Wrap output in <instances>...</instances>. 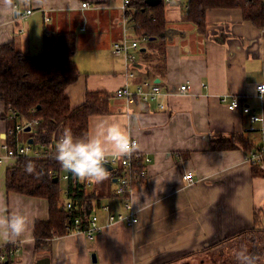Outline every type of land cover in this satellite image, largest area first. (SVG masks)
Masks as SVG:
<instances>
[{
    "label": "crops",
    "instance_id": "crops-1",
    "mask_svg": "<svg viewBox=\"0 0 264 264\" xmlns=\"http://www.w3.org/2000/svg\"><path fill=\"white\" fill-rule=\"evenodd\" d=\"M83 1L88 6H82ZM187 1L165 3L163 40L139 45L132 64L112 47L125 34L135 37L132 13L121 8V0H31L18 4L15 14L0 16V43L13 41L31 55L42 52L48 33L74 32L72 58L79 74L65 87L70 105L81 104L88 91L109 95V110L89 116L84 136L99 122L118 119L137 140L136 150L150 158L145 180L132 193L135 223L106 220L104 204L111 212L125 211L115 193L120 170L115 166L108 179L84 186L89 212L98 216L100 229L91 235L86 229L72 230L37 244L34 225L48 218L47 199L8 191L6 171L17 158L1 156L9 163L0 166V196L32 222V243L13 244L17 251L9 264H188V254L249 228L254 210L264 211V175H252L247 144L230 149L208 146L211 139L235 134L255 149L264 144V93L260 96L256 87L264 83V27L243 18L240 7H212L205 12L204 32H199L184 18ZM27 8L31 12L25 14ZM128 70L135 75L128 76ZM156 78L164 92L158 99L129 105L113 95L120 85L133 87L136 81ZM182 83L187 87L179 90ZM222 95H228L227 101L239 97L240 103L229 108ZM5 111L0 99V142L8 140V129L14 126ZM250 113L261 119L251 121ZM20 133L17 136L24 140ZM185 169L193 171L192 184L181 179Z\"/></svg>",
    "mask_w": 264,
    "mask_h": 264
},
{
    "label": "trees",
    "instance_id": "trees-1",
    "mask_svg": "<svg viewBox=\"0 0 264 264\" xmlns=\"http://www.w3.org/2000/svg\"><path fill=\"white\" fill-rule=\"evenodd\" d=\"M233 6L240 7L243 18L264 27V0H188L184 18L193 22L197 31L204 32L208 8ZM128 12L132 13L134 38L140 46L163 40L162 33L167 24L164 0L155 5H148L145 0H130ZM46 36L42 52L38 55L18 49L13 41L0 43V99L5 103V116L10 113L15 115L10 118L12 124L21 115L36 120L29 133V138H32L31 153L19 156L16 164L7 168L5 184L8 191L47 199L48 218L36 221L34 225L37 244L45 243L43 239L64 235L72 230L87 229L90 206L84 190L85 183L67 171L65 188L61 185L62 168L55 159V145L66 129L71 130L74 137L84 136L88 132L89 116L109 110L106 91H88L81 104L75 107L70 105L65 87L79 74L72 58L76 49V35L72 31H60ZM159 57L162 58V54ZM31 107H34L33 114L28 112ZM13 137L8 135L10 145L14 144ZM238 143L247 144L248 152L256 148L240 134L211 139L208 146L211 149H230L238 146ZM28 165L35 169L33 173L25 171ZM252 169L253 176L264 175V170L257 166L252 165ZM54 176L58 177L56 181H53ZM67 202H70L69 207L66 206ZM241 252L251 258L252 264H261L264 257L262 208L254 210L249 228L208 245L199 252H192L187 258L203 254L207 264H240L237 256Z\"/></svg>",
    "mask_w": 264,
    "mask_h": 264
},
{
    "label": "built area",
    "instance_id": "built-area-1",
    "mask_svg": "<svg viewBox=\"0 0 264 264\" xmlns=\"http://www.w3.org/2000/svg\"><path fill=\"white\" fill-rule=\"evenodd\" d=\"M165 3L168 0H164ZM130 0H121V8L126 10ZM87 1L81 3L82 6H88ZM31 9L27 8L25 14L30 13ZM126 31V29L124 28ZM113 50L117 53H122L125 57L126 64L134 63L137 59V53L139 51V43L136 38H129L126 34L119 40H115L112 44ZM128 76L133 77L135 73L133 71H127ZM264 84L263 82L257 84L258 94L261 96L264 90H259V86ZM187 87L186 83L179 85V90H184ZM164 94L163 88L159 81L142 79L136 81L134 86L131 87L129 84H123L118 86L113 90V95L117 98H121L126 104H133L136 102L147 103L154 99H158L160 95ZM228 95H222L221 100L229 107L233 108L240 103L239 97H233L230 101H227ZM158 106L162 108L164 104L162 102L158 103ZM242 109L245 112H250L248 105H242ZM30 114L35 113L34 107L28 109ZM10 118L15 117L14 114H9ZM18 121L14 122V126L8 129V135H13L14 144L10 145L8 141L0 142V157L1 156H12L18 158L21 155H26L30 153V143L20 142L17 133L24 131L26 126H30L36 123L35 119H30L26 115H21ZM261 117L255 113H250V120L256 121L260 120ZM252 129V127H249ZM132 142L137 145V140L131 138ZM247 160L252 164L257 166L259 169L264 168V144L249 152L246 156ZM150 161L148 156L141 154L139 151L135 150L130 157H125L122 159L109 158L107 164L111 167L119 166L120 170L116 177L115 193L120 196L123 200L124 212H111L108 204L102 205V208L107 211L106 220L107 222H122L127 225L133 224L138 220L137 215L132 202V193L136 186L141 184L147 175L146 164ZM116 172V170H115ZM62 178L66 180L68 178L67 171L62 172ZM181 179L185 184H192L195 181L193 171L191 169H185L181 174ZM88 184L89 182H84ZM66 206H70V202L66 203ZM101 225L98 222V216L93 214L89 216L87 232L91 235L94 231L99 230ZM17 251V247L13 244L0 245V264H8L10 258H12Z\"/></svg>",
    "mask_w": 264,
    "mask_h": 264
},
{
    "label": "clouds",
    "instance_id": "clouds-1",
    "mask_svg": "<svg viewBox=\"0 0 264 264\" xmlns=\"http://www.w3.org/2000/svg\"><path fill=\"white\" fill-rule=\"evenodd\" d=\"M31 0H0V16L15 14L18 4L28 5ZM264 90V84L259 86ZM126 127L118 119H106L97 123L93 131L82 137H74L66 129L55 145V159L65 171L70 172L81 182L101 183L109 178L106 164L109 158L130 157L136 150ZM9 163L7 158H0V166ZM28 173L35 169L28 165ZM32 222L16 206L9 207L4 197L0 196V245L21 242L31 244L29 239ZM240 264H252L251 258L244 252L238 254Z\"/></svg>",
    "mask_w": 264,
    "mask_h": 264
},
{
    "label": "water",
    "instance_id": "water-1",
    "mask_svg": "<svg viewBox=\"0 0 264 264\" xmlns=\"http://www.w3.org/2000/svg\"><path fill=\"white\" fill-rule=\"evenodd\" d=\"M146 1V3L148 4V5H155V4H157L160 0H145ZM165 31L166 30H164L163 31V35L165 36ZM153 38V36L152 37H150V39H152ZM159 80V78H156V80L155 81H158ZM30 130V126H26L25 128H24V131H29ZM27 142L28 143H32V138H28V140H27ZM106 167H107V169L108 170H110L111 169V165H109V164H106ZM57 180V177L56 176H54L53 177V181H56ZM89 212V211H88ZM45 260L48 262V258H45ZM91 260H95V254L94 253H92L91 254Z\"/></svg>",
    "mask_w": 264,
    "mask_h": 264
},
{
    "label": "rangeland",
    "instance_id": "rangeland-1",
    "mask_svg": "<svg viewBox=\"0 0 264 264\" xmlns=\"http://www.w3.org/2000/svg\"><path fill=\"white\" fill-rule=\"evenodd\" d=\"M33 19V17H29V20H32ZM18 47H20L21 48V46H20V44L18 43ZM29 131H22L20 134H21V136H22V138L24 139V140H21V138H20V136H19V139L21 140V141H25V138L27 137V136H29ZM61 180L62 179H60V183H61ZM61 185H62V183H61ZM204 255L203 254H198L197 255V257H194V258H191V259H189V261H187L186 263H188V264H200V263H198L199 262V260L200 259H203L204 260ZM205 261V263L204 264H207L208 262L206 261V259L204 260Z\"/></svg>",
    "mask_w": 264,
    "mask_h": 264
}]
</instances>
